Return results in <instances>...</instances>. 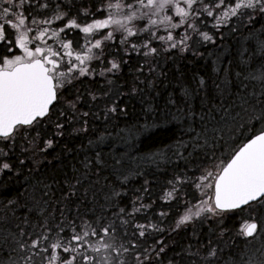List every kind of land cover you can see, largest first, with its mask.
<instances>
[{
    "label": "snow or ice",
    "instance_id": "1",
    "mask_svg": "<svg viewBox=\"0 0 264 264\" xmlns=\"http://www.w3.org/2000/svg\"><path fill=\"white\" fill-rule=\"evenodd\" d=\"M0 197V264H264V0H0Z\"/></svg>",
    "mask_w": 264,
    "mask_h": 264
},
{
    "label": "trees",
    "instance_id": "2",
    "mask_svg": "<svg viewBox=\"0 0 264 264\" xmlns=\"http://www.w3.org/2000/svg\"><path fill=\"white\" fill-rule=\"evenodd\" d=\"M199 63L200 64H204L205 61L201 60V61H199ZM138 107H139V105H137V108ZM167 135H168V133H164V132L158 133L157 136L154 138V140H156V141L164 140V139H166ZM151 142L152 141H146V143H151ZM15 187L16 188H19L20 185H16ZM21 192H23V189H21ZM15 195H16V192L13 190L12 193H11V195L8 196L7 198H11L12 196H15ZM3 199H5V197H0V200H3ZM0 211H2V208H0Z\"/></svg>",
    "mask_w": 264,
    "mask_h": 264
}]
</instances>
